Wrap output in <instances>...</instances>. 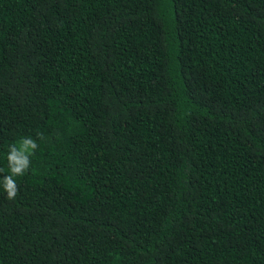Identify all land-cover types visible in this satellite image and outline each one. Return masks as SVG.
<instances>
[{"label": "trees", "instance_id": "16d2710c", "mask_svg": "<svg viewBox=\"0 0 264 264\" xmlns=\"http://www.w3.org/2000/svg\"><path fill=\"white\" fill-rule=\"evenodd\" d=\"M0 264H264V0H0Z\"/></svg>", "mask_w": 264, "mask_h": 264}, {"label": "clouds", "instance_id": "9594fccd", "mask_svg": "<svg viewBox=\"0 0 264 264\" xmlns=\"http://www.w3.org/2000/svg\"><path fill=\"white\" fill-rule=\"evenodd\" d=\"M37 147L35 141L31 139H25L21 142V147L19 149L13 147L8 154L9 168L12 175L3 178V188L7 194V199H15L17 192L19 191L16 182L13 180V176L23 175L25 170L30 165L29 155H31V150Z\"/></svg>", "mask_w": 264, "mask_h": 264}]
</instances>
